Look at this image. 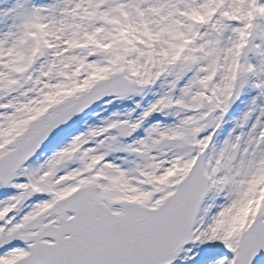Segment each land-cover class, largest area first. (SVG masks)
Returning a JSON list of instances; mask_svg holds the SVG:
<instances>
[{"label": "snow or ice", "instance_id": "1", "mask_svg": "<svg viewBox=\"0 0 264 264\" xmlns=\"http://www.w3.org/2000/svg\"><path fill=\"white\" fill-rule=\"evenodd\" d=\"M0 264H264V0H0Z\"/></svg>", "mask_w": 264, "mask_h": 264}]
</instances>
